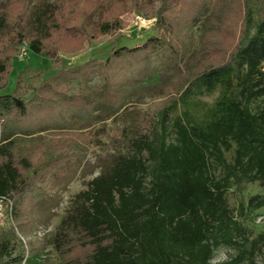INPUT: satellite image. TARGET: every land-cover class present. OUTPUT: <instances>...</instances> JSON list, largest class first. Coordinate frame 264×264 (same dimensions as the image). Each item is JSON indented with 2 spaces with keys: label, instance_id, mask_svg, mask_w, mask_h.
Listing matches in <instances>:
<instances>
[{
  "label": "trees",
  "instance_id": "16d2710c",
  "mask_svg": "<svg viewBox=\"0 0 264 264\" xmlns=\"http://www.w3.org/2000/svg\"><path fill=\"white\" fill-rule=\"evenodd\" d=\"M142 1L5 6L0 92L15 72L11 54L27 37L31 52L54 62V73L26 87L24 69L14 92L0 94V200L12 204L17 227L27 232L57 174L83 159L89 135L82 130L118 116L135 97L167 98L160 108L164 117L178 104L197 110L198 98L231 90L235 76V96L218 101L209 119L177 117L172 142L165 127L157 138L154 122L124 125L110 163L63 217L55 252L60 264H257L264 233L242 225L229 191L235 185L241 193L256 183L264 189V0H146L157 35L132 48H113L105 60L62 65L61 52L76 53L90 39L113 35L121 15L139 11ZM253 6L261 8L254 29ZM99 7L104 13L91 36L87 20ZM76 80L81 84L74 88ZM243 206L260 210L264 197L253 196ZM8 235L16 238L13 231ZM221 248L237 253L213 263ZM9 249L4 239L0 264Z\"/></svg>",
  "mask_w": 264,
  "mask_h": 264
},
{
  "label": "rangeland",
  "instance_id": "374dc122",
  "mask_svg": "<svg viewBox=\"0 0 264 264\" xmlns=\"http://www.w3.org/2000/svg\"><path fill=\"white\" fill-rule=\"evenodd\" d=\"M40 0H0V15L6 5L16 6V8L29 7L35 5ZM54 3H62L64 0H48ZM84 0H74L76 6L83 4ZM158 6H155L157 9ZM105 7H99L93 12L87 20L89 33L91 36L96 34L97 26L102 20V14ZM260 6H253L251 11L252 28L256 26L260 19ZM142 20L144 22H142ZM156 18L148 17V2L142 1L139 11L123 13L120 17V27L113 34L98 39H90L76 53H60L62 65L65 67H75L87 62L95 57L105 60L113 48L135 47L145 43L152 35H157ZM197 28L194 29V31ZM28 32L29 29L27 28ZM75 38L81 35L71 32ZM119 42H115L119 38ZM28 37L25 42H28ZM23 41V42H24ZM22 42V43H23ZM21 43V45H22ZM21 45H17V51L11 54V65L15 66V72L11 74L8 86L0 94H12L15 90L17 75L24 69H28L23 78V84L26 87L38 86L48 79L54 72L50 68L54 65L45 56L37 55L28 50L27 55L22 61L17 58ZM264 71V63L261 66ZM158 81V76H154L151 83ZM233 87L226 91L219 88L215 93L198 98L199 107L197 110L188 111L182 104H178L174 110L164 117L160 113V108L167 98H157L154 96L145 98H132L125 106L122 113L113 116L107 121L93 122L88 129L82 130L88 136V144H85L82 151V158L61 169L55 180L51 184L48 194L44 195L37 204L35 216L37 223L23 232L17 227L12 217V204L0 200V243L10 240L9 254L1 262L3 264H60L57 253L55 252V235L65 214L73 207L76 195L88 189V184L94 178L98 177L102 170L110 163L111 155L119 147L116 139L117 133L124 125L129 123L141 124L154 122L156 124V136L160 138L164 133V127L167 129V141L172 142L175 139V133L172 129L174 120L177 117L186 118L190 116L201 120L203 117L210 118V113L215 110L216 103L223 97H234L237 92V80L233 79ZM81 84L80 80L73 82L72 86L77 88ZM147 83H145L146 86ZM262 100L257 101L256 105H261ZM164 118H167L165 124ZM163 121V122H162ZM165 125V126H164ZM96 142H98L96 144ZM234 151L225 153L228 161H231ZM219 175V172H218ZM256 195L264 197V189L259 184H250L243 192L237 191V186L233 185L229 191V204L233 209L237 219L246 227L254 229L256 234L264 233V208L256 211L247 209L248 200ZM249 218H245L244 214ZM15 232L16 238L12 239L8 233ZM236 250L230 248L219 249L214 257L213 263L230 261L235 255ZM257 264L264 263V252L256 257ZM248 264V263H245Z\"/></svg>",
  "mask_w": 264,
  "mask_h": 264
},
{
  "label": "built area",
  "instance_id": "2783aa9c",
  "mask_svg": "<svg viewBox=\"0 0 264 264\" xmlns=\"http://www.w3.org/2000/svg\"><path fill=\"white\" fill-rule=\"evenodd\" d=\"M142 22H144V21L142 20ZM28 50H29L28 42L24 41L22 43V45H21V47H20V49L18 51V55H17V58H18L19 61H22L25 58V56L27 55Z\"/></svg>",
  "mask_w": 264,
  "mask_h": 264
}]
</instances>
